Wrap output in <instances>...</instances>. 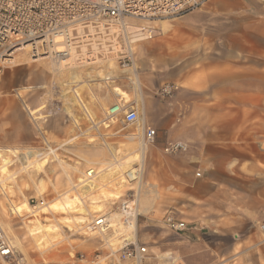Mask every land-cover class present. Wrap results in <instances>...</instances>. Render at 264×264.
Returning a JSON list of instances; mask_svg holds the SVG:
<instances>
[{"label":"crops","instance_id":"crops-1","mask_svg":"<svg viewBox=\"0 0 264 264\" xmlns=\"http://www.w3.org/2000/svg\"><path fill=\"white\" fill-rule=\"evenodd\" d=\"M216 20L219 45L204 49L205 31ZM186 22L191 25L180 30ZM227 22L235 27L234 45H227ZM175 25L170 39L149 42L162 47L163 73L141 60L138 67L140 126L156 130L143 154L138 197L143 264H264V2L207 0ZM184 33L199 45L182 47ZM73 74L84 81L77 73L68 76ZM165 83L178 85L171 97L156 94ZM130 84L123 79L119 86L127 93ZM15 90L35 120L37 109ZM176 140L186 150L164 153L163 146ZM9 151L0 149V156ZM42 161L33 159L34 165ZM168 213L188 228L166 227Z\"/></svg>","mask_w":264,"mask_h":264},{"label":"rangeland","instance_id":"rangeland-1","mask_svg":"<svg viewBox=\"0 0 264 264\" xmlns=\"http://www.w3.org/2000/svg\"><path fill=\"white\" fill-rule=\"evenodd\" d=\"M199 8L177 18L136 22L143 27L147 36L133 45L136 69L139 70L141 60L149 63L155 71L158 69L163 73L162 47L149 42L162 37L170 39L168 36L175 31L176 22L197 13ZM219 23L216 20L210 26V31H205L206 38L202 39V48L219 45ZM181 24L183 27L180 30H186L185 26L191 25L187 22ZM234 28L232 23L227 22V45L235 44L234 34L231 33ZM180 36L182 47L190 46L194 35L184 33ZM27 59L26 56L22 62L0 67V149L10 150L0 156V165L6 161L8 166L13 157L17 156L11 166L3 167L0 176V205L6 210L14 208L8 218L3 216V208H0V223L3 222L2 227L26 264H89L93 259H98L99 264H112L108 255L117 248L114 235L105 236L108 242L104 244L97 236L77 233L76 226L89 216L79 214L77 206L86 205L90 214L99 210L112 211L127 189L122 176L127 166L117 165L114 157L123 158L124 154L139 151L138 139L141 136L140 121L143 113L140 89L136 97L131 83V91L126 93L119 86L123 82V73L115 66L62 71L51 69L49 60L32 63ZM69 72L77 73L84 81L74 74L68 76ZM99 72L105 75L108 87L101 82ZM109 75L114 80L108 78ZM139 77L131 78L136 79L139 85ZM91 79L98 81V85L94 80L91 85ZM71 80H80L71 87L72 95L65 88V83ZM83 82L88 83L87 88L81 85ZM79 85L81 86L78 87ZM28 86L32 88L26 89ZM16 88L29 108L37 109L33 115L35 120L24 109L17 97ZM123 94L130 98L129 101L125 102V98L119 100L118 97ZM131 101L136 103L139 113L137 123L125 121L123 112L111 115L113 119L109 121L105 113L110 106ZM96 122H99L98 127H93ZM41 131L45 133L48 142L43 139ZM27 148L39 154L35 155L36 158L43 156L44 161L34 165L33 158H28L34 157L30 153L27 154L28 157H21ZM45 161L47 163L43 165ZM109 162L114 163L112 168L105 169ZM28 163L30 165L26 167ZM130 163L128 167L132 168L135 162ZM92 165L101 169L96 184L75 191L73 184ZM26 184L28 188L24 187ZM40 184L42 191L38 194L35 186L39 187ZM79 193L88 199L85 197L82 200ZM22 194L27 200L31 197L38 202L43 200L44 203L33 208L24 201ZM4 212L6 213L5 210ZM139 223L138 217L137 234L140 231Z\"/></svg>","mask_w":264,"mask_h":264},{"label":"built area","instance_id":"built-area-1","mask_svg":"<svg viewBox=\"0 0 264 264\" xmlns=\"http://www.w3.org/2000/svg\"><path fill=\"white\" fill-rule=\"evenodd\" d=\"M206 1L0 0V67L11 63V58L14 59L24 52L25 45L28 46L26 55L32 63L38 62L39 59L56 60L62 64V69L115 66L123 73L122 79L131 83L130 78L138 76L133 49L134 39L138 34L136 29L143 28L136 22L181 17L198 9ZM67 84L68 82L65 83V88L72 95L71 87ZM177 89L176 83H165L156 90V94L171 97ZM113 106L114 112H109L108 109L105 113L107 116L123 112L125 121H139V113L133 101L127 104L116 103ZM141 128V136L138 139L141 164L136 161L131 169L122 174L127 189L115 209L90 214L75 230L82 235L97 236L104 244L108 242L105 236L114 235L117 248L108 255L112 264H143L147 257V248L139 242L137 234L138 197L143 172V154L147 146L154 143L156 130L144 124ZM186 148L182 141H169L163 146V152L175 154L185 151ZM29 151L30 148L25 149L21 157L26 156ZM14 159H10L9 166ZM113 164L109 162L104 168ZM29 165L28 163L26 167ZM99 172L101 169H97L95 165L88 167L73 184L74 190L96 184ZM1 193L6 194L2 191ZM27 202L33 208L44 203L43 200L38 202L31 197ZM162 223L169 229L178 231L188 228L184 221L176 219L170 213L162 218ZM99 263L98 259L89 262ZM0 264H26L1 223Z\"/></svg>","mask_w":264,"mask_h":264},{"label":"bare ground","instance_id":"bare-ground-1","mask_svg":"<svg viewBox=\"0 0 264 264\" xmlns=\"http://www.w3.org/2000/svg\"><path fill=\"white\" fill-rule=\"evenodd\" d=\"M137 31H138V34H137V38L136 39H134V41L135 42H139V41H141V40H144L145 38H147V36L145 35V31L143 30V28H137L136 29ZM140 30V31H139ZM23 49L25 50L24 52H21V54L19 53V56H16L14 59H10V62L11 63H16V62H22V61H24V59H26V50L28 49V46H25L24 45V47H23ZM29 58V57H28ZM41 60H43V59H39V61H41ZM27 61H30V60H28L27 59ZM42 62V61H41ZM49 64L51 65V69L52 68H55V69H57V70H60V69H62L63 67H62V64H60V63H58L56 60H51L50 62H49ZM69 70H72V71H74L75 69L73 68V67H69V68H64V69H62V71H69ZM98 74H100V72L98 73ZM97 75V74H96ZM105 75L104 74H100V79H101V82L102 83H104V85H106L107 87H108V83H107V80H106V77H104ZM97 78V77H96ZM131 79V83H132V89H134L135 91H136V95L138 94V90H139V85L137 84V80L135 79H133V78H130ZM98 81H95L94 83L96 84ZM97 85H98V83H97ZM109 90V89H108ZM96 98H97V96L95 95V94H93ZM137 97V96H136ZM141 97V96H140ZM119 98V100H123L124 98H125V102L126 101H129L128 99H130V98H128V96L126 95V94H123L121 97H118ZM138 99V98H137ZM120 102H122V101H120ZM138 103V102H137ZM120 104H122V103H120ZM136 104V103H135ZM142 104V103H141ZM137 106H139V105H137ZM109 110V112H114V106H110L109 108H108ZM108 117H109V121L113 118L112 116H111V114L110 115H108ZM142 127V126H141ZM39 154L37 153L36 154V156H38ZM36 156H34L33 157V159L36 157ZM15 157H17V156H15ZM41 157V156H40ZM39 157V158H40ZM115 158V161H116V164L117 165H123V166H127L126 168V171L128 170V169H131V167H128L129 165H131V163L130 162H136V161H141V151H138V152H135V153H132V154H130V153H128V154H124V156H123V158L121 157V158H116V156L114 157ZM38 159V158H37ZM45 163H47V161L45 162ZM45 163L43 164V165H45ZM4 166H7V162L6 161H4L3 162V164H1L0 165V176H1V173L3 172V167ZM9 166V165H8ZM7 166V167H8ZM43 167V166H42ZM125 171H123V173H124ZM122 173V174H123ZM129 173V172H128ZM14 180H15V184H16V175H15V177H14ZM40 181V183H41V180H39ZM27 186V188H28V185L26 184L24 187H26ZM36 187V192L38 193V194H40L41 193V191H42V189H41V184H40V186L38 187V186H35ZM26 188V189H27ZM82 192V191H81ZM79 195L82 197V200H83V198H87L88 199V197L87 196H84V195H82L81 193H79ZM22 198L24 199V201L28 204V205H30L28 202H27V199L25 198V196L22 194ZM18 201V200H17ZM17 203V202H16ZM86 206V205H85ZM83 207L82 206V204H80V205H78L77 206V209H78V213L79 214H86V215H90V213L87 211V209H86V207ZM4 210L6 211V213L4 212ZM14 210V208L13 207H10L8 210H6V208H4L3 207V209L1 210L2 211V213H3V216H5V218H8V216H9V214H12V211ZM99 211H101V210H99ZM94 212H97V211H94ZM1 224H3V222L1 223ZM4 227H5V224H4ZM74 227H75V225H74ZM69 229V228H68ZM116 232V231H115ZM109 236V235H108ZM113 236V235H112ZM103 263V262H102Z\"/></svg>","mask_w":264,"mask_h":264}]
</instances>
